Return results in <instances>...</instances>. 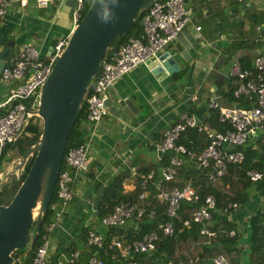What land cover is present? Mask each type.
I'll list each match as a JSON object with an SVG mask.
<instances>
[{
    "label": "built area",
    "instance_id": "2783aa9c",
    "mask_svg": "<svg viewBox=\"0 0 264 264\" xmlns=\"http://www.w3.org/2000/svg\"><path fill=\"white\" fill-rule=\"evenodd\" d=\"M62 0H0V21L7 15L11 4L16 3L24 8L33 4L38 8ZM72 11V30L82 17L83 0H76ZM194 0H155L142 14L143 32L139 37L130 38L127 42L108 48L100 67L94 76L84 102L86 103V120L93 131L108 114L106 102L108 91L113 83L137 66L155 58L166 45L172 42L191 20ZM214 3L217 0H204ZM245 4L260 0H233ZM200 27H196L199 30ZM260 30L259 26L256 27ZM71 30V31H72ZM70 31V33H71ZM69 34L56 41L49 54L42 58L39 50L31 42L23 44L15 56H8L0 72V80L9 83V93L0 109L5 112L0 115V152L3 148L19 140L25 129L27 118L36 116L40 88L49 76L53 65L67 43ZM258 39L264 40V34L258 32ZM228 76L234 79L233 95L243 97L250 104L248 107L221 105L215 98L209 100V107L218 111L217 120L225 125L223 130H216L208 123L198 120L188 111H182L173 125L167 127L161 137L152 143L157 161L167 155V164L141 176L143 191L139 194L138 203L126 201L116 205L107 215L100 218L98 227L89 228L84 236L85 246L92 250L85 264H105L99 256V251L116 260V264H150L135 260L137 254L150 253L155 249L160 236L175 235L174 220L179 216L181 203H193L195 209L191 218L182 220L183 227L192 224L201 225L200 235L213 237L214 231L209 229L212 222V211L215 209V199L207 195L199 201V196L191 181H186L182 187L174 186L164 190L161 182H176L177 173L184 161L192 162L196 169L203 171V176L210 182H216L228 172V165L239 164L244 159V153L239 147L258 136L264 129V55H257L253 60V69H243L234 60L229 68ZM34 97L31 107L25 101ZM196 99V96H194ZM195 129L204 133L208 144L199 152L190 149L180 142L187 130ZM92 136V134H91ZM92 138L86 137L76 147H72L63 156V163L55 183L56 199L50 202L53 211L52 221L45 226L41 242L34 252V257L28 264H53L49 258L50 239L53 230L58 227L74 196V186L80 176L89 170L88 154ZM264 142V139L262 140ZM135 172V169H131ZM246 175L252 182L262 179V173L256 170L247 171ZM152 200L158 202L163 209L164 219L155 230L146 232L137 238L127 239V229L138 232L145 218H154L156 210L151 206ZM236 203H229L224 212L236 209ZM118 227L125 229L120 234L106 237L98 231L99 228ZM233 234V231H231ZM81 251L75 249L56 264H77ZM12 264H25L22 257H13ZM153 264H173L171 261L155 262ZM212 264H231L223 255L212 259Z\"/></svg>",
    "mask_w": 264,
    "mask_h": 264
},
{
    "label": "crops",
    "instance_id": "0c3cea01",
    "mask_svg": "<svg viewBox=\"0 0 264 264\" xmlns=\"http://www.w3.org/2000/svg\"><path fill=\"white\" fill-rule=\"evenodd\" d=\"M76 4V0H62L43 8L11 4L0 21V52L10 47L9 55L13 57L24 43L31 42L45 58L56 41L72 30V11ZM190 6V22L159 53L168 52L178 70L157 75L146 63L137 66L110 87L106 102L108 114L96 131L92 133L89 122L83 123L84 137L92 138L88 166L90 171L94 170L97 180L105 183L123 168L130 169L124 189L132 190L137 177L136 171L131 170L135 169L132 163L157 161L152 143L178 121L180 113L188 111L204 121L211 112L208 105L211 98L230 106L225 95L231 87L228 71L232 62L242 55H249L251 59L257 54L264 55V40L256 38L255 29L264 17V0L245 4L233 0L214 3L194 0ZM198 26L200 29L196 30ZM9 86L0 80V104L7 98ZM260 131L264 134V129ZM1 168L0 178L5 171ZM86 174L78 178L73 200L51 234L49 258L53 264L66 256L72 245L78 246L77 224L83 220L84 224H91L95 220L92 208L95 195L90 191L92 185L87 182ZM258 210L264 212V191L251 190L246 205L220 214L238 225V247L245 258L251 249L248 221ZM230 235L234 234L230 232Z\"/></svg>",
    "mask_w": 264,
    "mask_h": 264
},
{
    "label": "trees",
    "instance_id": "16d2710c",
    "mask_svg": "<svg viewBox=\"0 0 264 264\" xmlns=\"http://www.w3.org/2000/svg\"><path fill=\"white\" fill-rule=\"evenodd\" d=\"M83 1L84 7L81 11L82 15L85 13L89 4V0ZM141 17L142 15L137 16L130 28L127 29L122 36H116L109 49L119 45L120 43L127 42L130 38L139 37L143 32ZM262 20H260L261 23L256 25V27L259 26L260 30L257 31L255 28L257 39L258 32L264 34V17ZM253 60L254 59H251V56L249 55H242L236 59L243 69H253ZM230 81L231 87L225 95L228 105L248 107L250 104L245 98L234 97V79L230 78ZM89 91H91V86ZM33 100L34 97H31L29 100L25 101L27 107H31ZM210 110V115L204 120V122L208 123L216 130H223L225 125L221 124L217 120L218 111L212 108H210ZM4 112V109H0V115ZM40 121V118L37 116L32 117L24 129L22 137L3 148V150L0 152V168L4 160H9L6 158L11 151L15 150L19 155H21L37 140L41 133ZM85 121H87L86 103L83 102L78 117L76 118L69 133L63 156L70 148L78 146L84 140L85 135L82 125ZM263 139L264 134H258L256 138H253L243 146L239 147V149H241L244 153L243 161L239 164L228 165L227 174L216 182L208 181L207 178L203 176V171L196 169L194 164L188 161H184L183 166L179 168L176 182L162 181V189L170 190L174 186L182 187L186 181L190 180L192 186L195 188L196 193L199 196V201L204 200L207 195L214 197L215 209L212 211V222L209 226V229L214 231L215 235L213 237L200 235L199 231L201 229V225L199 224H192L189 227H183L182 220L191 218L195 209L193 203L183 202L181 203L179 216L174 220L175 235L160 236L153 251L145 254H137L134 259L150 264L162 261H171L173 264H212V259L214 257L223 255L231 264H264V212L258 210L255 215L250 217L248 221V228L251 231L248 241L251 249L247 258L243 256L242 249L238 247L240 241V234L237 231L238 225L235 222L220 217V214H222L221 212L224 211V208H226L229 203H236L238 207L244 206L249 202L251 190H256L258 192L264 191ZM180 142L185 143L190 149L199 152L208 144V139L203 132L199 133L195 129H189L181 138ZM253 144H255V146ZM32 160V158L28 160L23 172L18 178L14 174H8V176H4L2 179H0V205H6L10 202L20 183L26 176ZM167 162V155H164L160 161L140 160L139 162L132 163L133 166H135V173H137L135 186L132 190L124 189V180L129 176L130 169L123 168L118 174L109 177L105 183L95 178L94 170H88L89 172H87L86 176L88 179L87 182L92 185L90 189L92 194L96 196L101 187H104L105 190L98 209L94 211L95 220L93 223L84 224L83 221H80V223L77 224L76 230H78L77 232L80 236V241L78 246L72 245L70 247V252L75 249H79L81 251V256L77 264H85L88 257L92 254V250H89L85 246L84 236L86 231L89 228L98 227L100 218L110 213L116 205L126 201L138 203V196L143 191V187L141 185V176L146 175L150 171L154 170L157 173V175H155V179H158L159 166L162 164H167ZM249 170L261 172L263 175L262 179L257 182H252L246 175L247 171ZM55 199L56 188H54V194L51 203L54 202ZM151 206L155 208L156 216L154 218H145L137 233L128 228L126 235L127 239L137 238L146 232L155 230L157 224L164 219V215L162 213L163 209L158 204V202L152 200ZM232 210L229 209L228 211L232 212ZM52 218L53 211L49 205L48 210L43 217L40 234L34 248L30 249L29 246L26 245L22 249L13 253L14 258L17 256L22 257V260L25 264L30 262V260L34 257L35 250L41 242V238L45 232V226L52 221ZM260 220L263 221L261 225ZM34 230L35 227L32 225L29 228V233L31 236ZM98 231L108 237L111 236V234H120L121 232L125 231V229H122L121 227H101L98 229ZM231 231L234 232V235H230ZM80 247H86V249L83 250ZM99 256L103 259L105 264L118 263L116 260L111 261L110 256L105 255V253L102 251H99Z\"/></svg>",
    "mask_w": 264,
    "mask_h": 264
},
{
    "label": "water",
    "instance_id": "95a60500",
    "mask_svg": "<svg viewBox=\"0 0 264 264\" xmlns=\"http://www.w3.org/2000/svg\"><path fill=\"white\" fill-rule=\"evenodd\" d=\"M155 0H89L88 7L71 31L67 43L40 88L36 116L42 121L37 140L4 171L18 178L28 160L29 170L14 196L0 205V264H12L13 253L28 245L34 248L43 217L54 194L64 149L102 59L116 36H122L135 18ZM52 50V48L50 49ZM10 47L0 52V72ZM153 74H172L177 63L168 52L146 62ZM30 122L26 119L25 126ZM93 199L96 211L104 194ZM34 225L32 236L29 228Z\"/></svg>",
    "mask_w": 264,
    "mask_h": 264
},
{
    "label": "rangeland",
    "instance_id": "374dc122",
    "mask_svg": "<svg viewBox=\"0 0 264 264\" xmlns=\"http://www.w3.org/2000/svg\"><path fill=\"white\" fill-rule=\"evenodd\" d=\"M39 118V117H38ZM41 120V119H40ZM40 125L42 126V121H40ZM260 131V130H259ZM260 133H261V131H260ZM259 133V134H260ZM11 156L8 158L9 160L8 161H6L5 163L4 162H2V164H1V170L3 171V170H5V168L9 165V164H11V162L13 161V160H15L17 157H19L20 155L14 150L13 152H12V154H10ZM8 174H12V171H9V173ZM4 175V174H3ZM3 175H2V178H3ZM2 178H0V179H2ZM5 179H7V178H5ZM93 211V210H92ZM94 212V211H93ZM93 213H91V215H92ZM83 222H84V220H83Z\"/></svg>",
    "mask_w": 264,
    "mask_h": 264
}]
</instances>
